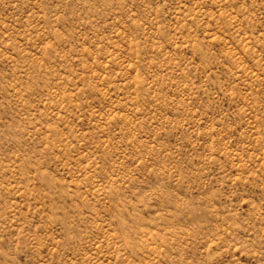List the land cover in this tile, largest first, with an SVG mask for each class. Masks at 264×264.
<instances>
[{"label": "rangeland", "instance_id": "374dc122", "mask_svg": "<svg viewBox=\"0 0 264 264\" xmlns=\"http://www.w3.org/2000/svg\"><path fill=\"white\" fill-rule=\"evenodd\" d=\"M0 264H264V0H0Z\"/></svg>", "mask_w": 264, "mask_h": 264}]
</instances>
